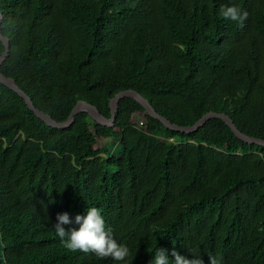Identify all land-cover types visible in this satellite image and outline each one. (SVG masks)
I'll return each mask as SVG.
<instances>
[{
	"label": "trees",
	"instance_id": "16d2710c",
	"mask_svg": "<svg viewBox=\"0 0 264 264\" xmlns=\"http://www.w3.org/2000/svg\"><path fill=\"white\" fill-rule=\"evenodd\" d=\"M229 2L247 11L243 26L218 17ZM0 12V72L58 122L77 101L109 118L131 89L179 126L222 112L264 139V0H0ZM92 206L131 264L159 247L264 264V146L217 118L170 130L132 98L111 127L82 112L54 128L0 83V264H119L55 234L57 213Z\"/></svg>",
	"mask_w": 264,
	"mask_h": 264
},
{
	"label": "clouds",
	"instance_id": "9594fccd",
	"mask_svg": "<svg viewBox=\"0 0 264 264\" xmlns=\"http://www.w3.org/2000/svg\"><path fill=\"white\" fill-rule=\"evenodd\" d=\"M218 17L226 21H233L243 26L248 13L235 3H221L217 9ZM67 226V227H66ZM55 234L63 246L69 251L93 253L97 258L111 257L119 264H131L127 259L128 247L117 241L106 229L104 217L97 207H87L82 214L70 217L68 212L57 213L53 224ZM190 255L181 254L175 248L168 250L156 248L150 264H204L202 257L196 252ZM208 264H219V261L210 257Z\"/></svg>",
	"mask_w": 264,
	"mask_h": 264
},
{
	"label": "water",
	"instance_id": "95a60500",
	"mask_svg": "<svg viewBox=\"0 0 264 264\" xmlns=\"http://www.w3.org/2000/svg\"><path fill=\"white\" fill-rule=\"evenodd\" d=\"M1 20H2V13L0 12V26H1ZM0 42H2L4 46V50L0 54V66H1L2 62L7 56L8 48H9V39L2 34L1 27H0ZM0 83L7 86L15 93H17L18 96L24 100L26 107L30 111H32L35 116H37L40 120H42L46 125L50 127H54V128L62 129V128H66L70 126L72 122L74 121L75 116L82 112H86L95 123L103 125V126L111 127L115 121V114L117 111V105H118L119 100L123 98H132L144 108L145 113L147 115H149L150 117L154 119L159 120L166 128L170 130L179 131L183 133H192L196 131L199 127L203 126L205 122L208 121L209 119L217 118V119H221L222 121H224L226 125L229 126V128L232 130L234 135L238 137L239 139H241L242 141L248 144H257L260 146H264V139L257 138L254 136H248L240 132L235 127L230 117L222 112L211 111L206 114H203L197 121H195L190 126H179L175 123H172L170 120L160 115L159 113H157L156 110L153 108V106L142 95H140L138 92L131 90V89L120 91L116 93L113 98L109 100V110H110L109 118L102 115L96 106L88 104L83 101H77L76 104L73 106L67 119L62 122H58L52 119V117L49 114H46L40 111L38 108H36L33 102L31 101L30 97L27 96V94H25V92H23L17 86L13 78L7 77L0 72Z\"/></svg>",
	"mask_w": 264,
	"mask_h": 264
},
{
	"label": "rangeland",
	"instance_id": "374dc122",
	"mask_svg": "<svg viewBox=\"0 0 264 264\" xmlns=\"http://www.w3.org/2000/svg\"><path fill=\"white\" fill-rule=\"evenodd\" d=\"M144 118V113H136L133 115V121L136 122L138 125H141L143 122ZM118 141L116 139H108L106 140L105 144L107 146V150L115 156V157H120L121 154V147L117 145ZM102 143L98 142L97 146H101Z\"/></svg>",
	"mask_w": 264,
	"mask_h": 264
}]
</instances>
